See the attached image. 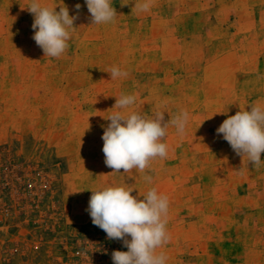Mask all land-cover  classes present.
Instances as JSON below:
<instances>
[{
	"label": "rangeland",
	"instance_id": "obj_1",
	"mask_svg": "<svg viewBox=\"0 0 264 264\" xmlns=\"http://www.w3.org/2000/svg\"><path fill=\"white\" fill-rule=\"evenodd\" d=\"M137 2L112 0L115 20L91 25L85 0H63L70 16L81 8L69 48L50 58L32 38L30 0H0V264H113L127 248L86 211L105 186L168 197L170 239L156 250L166 264H264V162L216 133L264 107V0H151L148 12ZM40 3L59 11L62 0ZM113 66L128 76L112 80ZM121 94L136 96L124 114L169 121L168 156L144 172L104 163ZM181 110L184 135L170 123Z\"/></svg>",
	"mask_w": 264,
	"mask_h": 264
},
{
	"label": "clouds",
	"instance_id": "obj_2",
	"mask_svg": "<svg viewBox=\"0 0 264 264\" xmlns=\"http://www.w3.org/2000/svg\"><path fill=\"white\" fill-rule=\"evenodd\" d=\"M91 17V25L113 22L117 11L112 0H85ZM58 6V5H57ZM55 7L42 6L40 0H30L26 8L33 14V39L42 49L44 57L59 58L69 48L71 30L78 19L80 4L75 5L77 15L69 14V8L59 4ZM138 12H148L151 0L137 2ZM112 80L128 76L113 66L110 69ZM136 101L135 95L121 94L116 98L113 112L107 120L110 123L102 135L104 163L113 172L128 173L133 169L144 172L150 161L168 156V145L162 140L166 137L169 121L164 112H156L154 117H145L137 112L124 114ZM226 114L227 112H222ZM189 121L187 110H181L170 123L180 135H184ZM236 155L247 157L252 166H260L261 153L264 152V107L253 104L250 110L240 109L235 115L228 116L216 129ZM144 179L151 183L152 177ZM134 188L124 186H105L91 189L86 211L92 223L102 229L110 240L122 241L127 251L115 250L111 254L113 264H166L167 257L157 249L167 244L170 236L166 230V216L169 199L151 188L143 199L131 195ZM130 237V239H129Z\"/></svg>",
	"mask_w": 264,
	"mask_h": 264
}]
</instances>
